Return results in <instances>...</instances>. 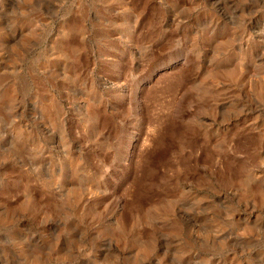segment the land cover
Here are the masks:
<instances>
[{
	"label": "rangeland",
	"instance_id": "374dc122",
	"mask_svg": "<svg viewBox=\"0 0 264 264\" xmlns=\"http://www.w3.org/2000/svg\"><path fill=\"white\" fill-rule=\"evenodd\" d=\"M0 264H264V0H0Z\"/></svg>",
	"mask_w": 264,
	"mask_h": 264
}]
</instances>
